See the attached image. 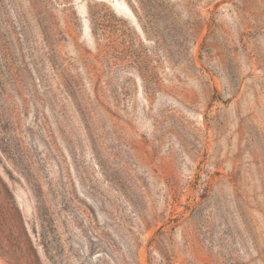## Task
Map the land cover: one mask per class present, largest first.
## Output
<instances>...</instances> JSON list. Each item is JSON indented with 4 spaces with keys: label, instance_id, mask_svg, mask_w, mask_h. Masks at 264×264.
<instances>
[{
    "label": "rangeland",
    "instance_id": "rangeland-1",
    "mask_svg": "<svg viewBox=\"0 0 264 264\" xmlns=\"http://www.w3.org/2000/svg\"><path fill=\"white\" fill-rule=\"evenodd\" d=\"M0 264H264V0H0Z\"/></svg>",
    "mask_w": 264,
    "mask_h": 264
}]
</instances>
